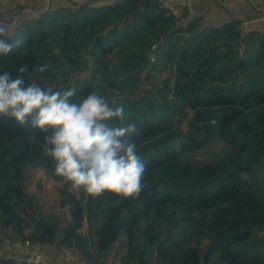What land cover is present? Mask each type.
<instances>
[{
	"label": "trees",
	"instance_id": "16d2710c",
	"mask_svg": "<svg viewBox=\"0 0 264 264\" xmlns=\"http://www.w3.org/2000/svg\"><path fill=\"white\" fill-rule=\"evenodd\" d=\"M239 2L202 0L205 11L191 15L179 0L173 16L159 0H0L15 16L6 38L22 42L0 55V74L27 65L29 82L75 88L74 100L98 92L122 102L148 161L135 200L85 199L52 174L31 139L40 134L0 117L9 244L27 240L48 259L70 248L64 264H101L121 238L122 264H264V20L234 17L228 6ZM39 64L47 70L33 73ZM164 67L171 78L155 84ZM202 148L205 162L182 159ZM38 176L61 184L50 191L65 213L31 191ZM173 230L180 247L167 251ZM0 252V264H20Z\"/></svg>",
	"mask_w": 264,
	"mask_h": 264
},
{
	"label": "clouds",
	"instance_id": "9594fccd",
	"mask_svg": "<svg viewBox=\"0 0 264 264\" xmlns=\"http://www.w3.org/2000/svg\"><path fill=\"white\" fill-rule=\"evenodd\" d=\"M6 37L7 28L0 25V55L21 46V41ZM46 70L39 64L33 73ZM26 73L27 65H21L15 77L0 74V117L19 126L28 124L40 134L31 139L52 164V174L85 199L106 194L138 198L145 188L148 161L129 138L138 128L135 122L125 126V105L98 92L74 100L75 88L53 90L39 80L29 82Z\"/></svg>",
	"mask_w": 264,
	"mask_h": 264
},
{
	"label": "rangeland",
	"instance_id": "374dc122",
	"mask_svg": "<svg viewBox=\"0 0 264 264\" xmlns=\"http://www.w3.org/2000/svg\"><path fill=\"white\" fill-rule=\"evenodd\" d=\"M166 78H171V72H170V70H168V68L164 67L161 69L158 76H156L153 79V81L155 82V84H157V82L160 79H166ZM190 116H191V114H190ZM220 146H221V144H215L214 149L219 150ZM182 159L187 160L193 164H201V163L206 161L205 149L202 148V149H199V150L191 152V153H186L182 156ZM39 182H40V187L38 186ZM53 185L56 186V189L61 186L60 183L59 184L58 183L57 184H55V183L47 184L45 182V177L38 176L33 180V183L31 185V191H34V192L39 191L38 193L43 195V190H45V193L50 197V202L52 204V208L61 214L65 213V211L63 209H60L58 207V196L57 195H55V196L51 195L50 189L54 188ZM26 232H28V231H26ZM0 242H1L0 251H1V249H3L5 252L6 251L10 252L13 249L17 250L15 247L18 248V246H19V248H20L19 244H13V245L9 244V242L3 238L1 233H0ZM185 246L198 248V245H196L192 242H189L188 245H185ZM177 247H180V245H179V242L177 241L176 230H173V231L169 232V240H168L167 244L165 245V249L167 251H170L172 248H176L178 250ZM124 254H126L125 239L121 238L119 240V243L116 245V249L113 252V254L103 258L101 264H122L121 257ZM93 264H95V262Z\"/></svg>",
	"mask_w": 264,
	"mask_h": 264
},
{
	"label": "built area",
	"instance_id": "2783aa9c",
	"mask_svg": "<svg viewBox=\"0 0 264 264\" xmlns=\"http://www.w3.org/2000/svg\"><path fill=\"white\" fill-rule=\"evenodd\" d=\"M185 1L189 3L194 0ZM245 1L255 11V18L264 20V0ZM159 2L165 9H167L169 14H172L173 16H178L180 14L181 7L177 5L178 0H159ZM14 19L15 16L10 13H0V23L3 25L10 24ZM209 122L214 123L213 120H210ZM13 253L16 262L20 264H64L73 259L72 250L70 248H62L55 256L48 259L42 253L40 247L31 244L27 240H25L22 245H20V248L18 247Z\"/></svg>",
	"mask_w": 264,
	"mask_h": 264
},
{
	"label": "crops",
	"instance_id": "0c3cea01",
	"mask_svg": "<svg viewBox=\"0 0 264 264\" xmlns=\"http://www.w3.org/2000/svg\"><path fill=\"white\" fill-rule=\"evenodd\" d=\"M179 1V0H178ZM185 0H180V2L185 5V3L188 5V10L190 12L191 15H195V14H199L203 11H205L206 6L201 5L202 0H194L193 2H184ZM229 9L231 10V12H233V16L237 17V18H241V19H253L255 18V11L246 3L245 0H240L239 3L236 4H231L228 6ZM10 7L8 6V4L5 3V7L1 8L0 13H11L9 12ZM15 250L12 251H4L3 254L6 253H13ZM0 255H2V253L0 252Z\"/></svg>",
	"mask_w": 264,
	"mask_h": 264
}]
</instances>
